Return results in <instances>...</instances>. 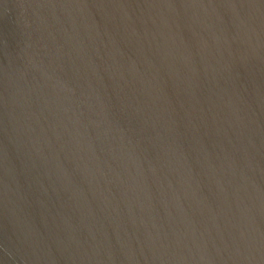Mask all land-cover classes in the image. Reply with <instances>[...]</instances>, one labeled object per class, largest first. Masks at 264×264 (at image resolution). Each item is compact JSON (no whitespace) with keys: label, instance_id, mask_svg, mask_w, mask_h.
<instances>
[{"label":"water","instance_id":"water-1","mask_svg":"<svg viewBox=\"0 0 264 264\" xmlns=\"http://www.w3.org/2000/svg\"><path fill=\"white\" fill-rule=\"evenodd\" d=\"M0 264H264V0H0Z\"/></svg>","mask_w":264,"mask_h":264}]
</instances>
